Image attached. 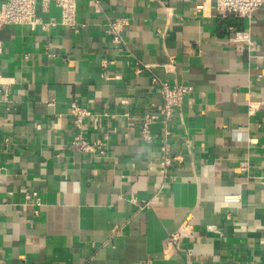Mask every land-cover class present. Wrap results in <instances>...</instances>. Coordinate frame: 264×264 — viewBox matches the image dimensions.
Here are the masks:
<instances>
[{
	"label": "crops",
	"instance_id": "0c3cea01",
	"mask_svg": "<svg viewBox=\"0 0 264 264\" xmlns=\"http://www.w3.org/2000/svg\"><path fill=\"white\" fill-rule=\"evenodd\" d=\"M90 1L76 0L77 30L53 6L37 16L54 26L0 30V264H264V7ZM153 78L192 92L170 135L154 125L144 142L119 115L158 111ZM72 104L92 112L105 157L70 146ZM162 145L182 161L159 172Z\"/></svg>",
	"mask_w": 264,
	"mask_h": 264
},
{
	"label": "built area",
	"instance_id": "2783aa9c",
	"mask_svg": "<svg viewBox=\"0 0 264 264\" xmlns=\"http://www.w3.org/2000/svg\"><path fill=\"white\" fill-rule=\"evenodd\" d=\"M210 4L218 16L222 18H250V16L258 9L264 7V0H206ZM90 5L97 11L98 1L91 0ZM53 6L59 12V25L70 30H77L78 25L75 22L76 0H0V30L9 25L29 26L34 28L40 25L42 29L48 26H54V22L42 24L37 16V10L47 12L49 7ZM205 3L197 6V12H204ZM125 27L122 19H114L109 23L107 32L113 35V40L119 42L121 33ZM232 31V28H229ZM2 52V44L0 42V54ZM104 63V62H103ZM174 68V60L170 58L169 62L163 67L165 72H170ZM145 69V68H144ZM134 74H141L143 70L139 68L133 69ZM153 84H157L159 88L160 104L158 111L149 113L145 111L135 112L128 111L122 113L120 118L131 120L139 124V136L144 142H150L152 139L151 129L154 125H160L163 130L164 137L170 135L168 124L171 121L174 112L181 106L184 98L192 92V87L188 84H178L169 86L165 82H160L156 78L152 79ZM7 94L4 84L0 79V103L6 100ZM121 105H127L126 100L120 101ZM264 105V103H263ZM69 115L72 121L73 135L70 139V146L81 153L89 154L97 157H105L107 152V142L103 140H89L87 137V128L96 126L92 112L86 107L78 104H72L69 107ZM106 115V114H105ZM104 116V115H103ZM161 157L158 164L159 172H163L171 164L180 163L182 157L180 155L168 156V150L165 146H160ZM242 166V170H245ZM179 234H173L169 239V246L177 248ZM234 264H255L253 261L235 262Z\"/></svg>",
	"mask_w": 264,
	"mask_h": 264
}]
</instances>
